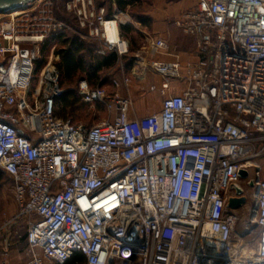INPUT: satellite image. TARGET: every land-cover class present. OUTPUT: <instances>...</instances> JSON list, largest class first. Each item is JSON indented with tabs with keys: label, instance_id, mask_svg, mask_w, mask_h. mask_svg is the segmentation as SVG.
Returning <instances> with one entry per match:
<instances>
[{
	"label": "built area",
	"instance_id": "built-area-1",
	"mask_svg": "<svg viewBox=\"0 0 264 264\" xmlns=\"http://www.w3.org/2000/svg\"><path fill=\"white\" fill-rule=\"evenodd\" d=\"M53 7L31 0L0 13V168L27 221L29 254L12 263L5 246L0 264H65L76 252L84 264H264V0H199L177 16L196 37L194 63L156 59L165 37L136 53L134 68L162 80L150 86L163 96L158 111L130 117L126 75L113 91L82 79L84 101L115 110L89 128L57 116L64 89L51 60L33 88L43 43L70 28ZM66 8L103 40L100 54L130 53L119 13L94 0ZM243 182L252 203L232 209L231 198L249 199L235 189ZM244 208V230H257L250 249L236 231Z\"/></svg>",
	"mask_w": 264,
	"mask_h": 264
},
{
	"label": "rangeland",
	"instance_id": "rangeland-1",
	"mask_svg": "<svg viewBox=\"0 0 264 264\" xmlns=\"http://www.w3.org/2000/svg\"><path fill=\"white\" fill-rule=\"evenodd\" d=\"M51 1L54 3L53 8L56 17L60 20L65 21L70 26L67 31L71 32L72 34H79L82 36V38L94 42V44L97 45L96 52L99 53V49H101V47L103 46V40L87 36L86 31L78 25L74 13L67 10L66 3L69 0ZM172 1L173 0H141L140 3L136 4L133 7H128L126 10H115L116 13H119L118 18L122 21V23L120 24V33L122 35L123 33L121 30V25L130 23L129 25L133 27L132 31H129L128 34H124L123 36L129 40L130 46L134 51L131 52V54L129 53L130 55H125V57H123L125 62L120 65V67H117L114 70V73H116L118 77L126 75L132 79L130 88L132 91L131 96L133 99V106L130 109L131 111L139 109L138 105L136 104L137 101H139L143 96L147 100H149V105L147 107L148 110L145 109L147 113L155 112V109H157V107L160 105L163 98L160 92L152 90L146 83L147 81L145 79H150L151 76L149 75V72H143L142 68L140 71V66L138 67V70L134 68L136 65L135 59H132V61L129 60V62L131 63L130 65L126 64L127 60L130 57H134L136 53L143 51L148 45L149 40L152 38V36L155 35L154 33H152L151 24H142L136 18L151 17L148 12L156 13V9H167L169 6L173 5ZM94 3L95 6H104L109 17L115 14V12L113 11V6L111 5L109 0H94ZM54 51L55 47L51 45L46 49L45 55L47 57V61L51 60L52 63L56 66L59 57L54 53ZM41 70L39 71L38 76L40 75ZM137 73H139V75L141 76H137ZM38 76L35 78L33 88H35L37 85ZM60 85L63 89L71 88L77 90L79 81L76 80L70 85L68 81L65 82L60 78ZM106 88L111 91L113 87L107 86ZM123 90L124 89L122 88L120 90L122 94H124ZM79 100L80 101L75 106V108H70L67 110V115L65 116V119H69L72 123L92 126L100 123L104 119L112 118L115 114V110L112 112L111 109L104 103L87 102L84 101L81 96ZM62 111L63 106L61 102H59L57 107V114L59 117H61L60 114L62 113ZM261 164L263 166L262 178H264V157L261 160ZM0 174H2L0 175V257L2 256L3 248L7 246L11 261L22 262L29 259L27 243L24 240V237L28 232V224L23 217L19 218L16 216L18 213V206L15 201L13 183L10 176L7 173L3 172L1 169ZM241 186H244L246 194L249 197L247 201V204L249 205L252 203L251 188L246 184V182H243ZM235 189H237V187H235ZM235 189H233L232 191L234 192ZM241 207L237 209H240ZM238 213L240 215V220L236 227V231L241 235L242 242L244 243L242 245L245 246L244 248L250 249L256 242L257 230L255 229V226H250L248 230H244L243 221L245 219L244 213H247L246 208H244L243 210H238ZM47 264L53 263L47 262Z\"/></svg>",
	"mask_w": 264,
	"mask_h": 264
},
{
	"label": "trees",
	"instance_id": "trees-1",
	"mask_svg": "<svg viewBox=\"0 0 264 264\" xmlns=\"http://www.w3.org/2000/svg\"><path fill=\"white\" fill-rule=\"evenodd\" d=\"M109 1L112 6L113 2H115L118 9L121 10H126L128 7H133L141 2V0ZM136 19L142 24H152L151 17H137ZM84 30L86 31V29ZM121 30L124 35L128 34L129 31H132L133 27L129 24H125L121 25ZM51 45L55 47L54 53L59 57L56 67L60 72V78L62 80H64L65 82L68 81V83H70L71 85V83H74L76 80L80 83L82 79H87L92 87H96L97 85H103L105 87L111 86L113 87L111 91L114 90L113 79L117 76V74L114 73V70L117 68V66L114 67V65L118 61L117 53L114 51H108L105 54L97 53V45L94 44V42L82 38V36L79 34H72L68 31H64L58 34H51L45 40L42 45V58L39 59L35 64V78L38 76L39 71L47 62L45 51ZM133 51L134 50L130 46V54ZM132 59L135 58L130 57L127 60L126 64L130 65L131 63L129 62V60L132 61ZM77 92L78 88L77 90L65 88L63 94L57 99L56 114L58 103L61 102L63 106V111L60 114L61 118L65 119L67 110L70 108H75V106L79 103L80 95L79 92ZM83 126H85L86 128L91 127L86 125ZM24 240L26 241V236L24 237ZM84 263L85 257L81 253L76 252L73 257L69 259L65 264Z\"/></svg>",
	"mask_w": 264,
	"mask_h": 264
},
{
	"label": "crops",
	"instance_id": "crops-1",
	"mask_svg": "<svg viewBox=\"0 0 264 264\" xmlns=\"http://www.w3.org/2000/svg\"><path fill=\"white\" fill-rule=\"evenodd\" d=\"M198 1L199 0H173L172 1L173 5L169 6L167 9H162V8L156 9L155 10L156 13L148 12L152 17V24H151L152 33L155 34L152 37H165L168 40V49L165 52L158 54L155 57L156 59L164 60V61H173L175 59H180V61H182L183 64L194 63L197 61L198 49L196 45V37L185 34L180 27H178L173 23V20L177 16H179L180 13L184 12L185 10L197 4ZM117 9H118L117 5L115 4V2H113V11L115 12V10L117 11ZM123 57L118 56V61L115 63L114 67L115 66L120 67V65H122L125 62ZM149 75H151L150 79L148 78L145 79L147 81L146 83L148 84V86L157 85V87H159L162 82L161 78L158 77L157 75L152 74L151 72H149ZM122 77H118V75L116 76V78L118 79ZM177 88L179 89L180 85H178ZM123 92L124 94H122L121 92L120 93L122 95H126V91L123 90ZM130 95H132L131 88H130ZM136 105H138L139 109L135 108L136 109L135 111H131V110L129 111V115L131 118H141L150 114L147 113L146 111L148 110L147 107L149 105V100H147L145 97L142 96L141 99L137 101ZM160 108H161V103L155 110L157 111ZM11 262L20 263L14 261Z\"/></svg>",
	"mask_w": 264,
	"mask_h": 264
},
{
	"label": "water",
	"instance_id": "water-1",
	"mask_svg": "<svg viewBox=\"0 0 264 264\" xmlns=\"http://www.w3.org/2000/svg\"><path fill=\"white\" fill-rule=\"evenodd\" d=\"M29 1L31 0H0V13L14 11ZM241 174L242 176H246L247 172L242 171ZM238 191L241 192V189H238ZM246 202H247V199L245 197H240V198L233 197L229 201V207L232 209H237L241 207L243 204H245Z\"/></svg>",
	"mask_w": 264,
	"mask_h": 264
},
{
	"label": "bare ground",
	"instance_id": "bare-ground-1",
	"mask_svg": "<svg viewBox=\"0 0 264 264\" xmlns=\"http://www.w3.org/2000/svg\"><path fill=\"white\" fill-rule=\"evenodd\" d=\"M117 25V23H115V22H110V23H108L107 24V28H108V31L110 32V33H112L113 31H115V29H116V26ZM242 186L240 185V184H238L237 185V188L238 189H240Z\"/></svg>",
	"mask_w": 264,
	"mask_h": 264
}]
</instances>
